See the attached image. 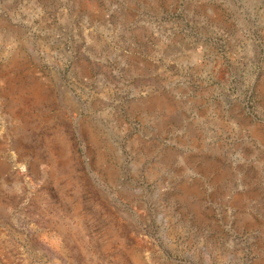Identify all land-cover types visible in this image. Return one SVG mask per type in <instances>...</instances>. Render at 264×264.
Here are the masks:
<instances>
[{
  "label": "rangeland",
  "instance_id": "374dc122",
  "mask_svg": "<svg viewBox=\"0 0 264 264\" xmlns=\"http://www.w3.org/2000/svg\"><path fill=\"white\" fill-rule=\"evenodd\" d=\"M0 264H264V0H0Z\"/></svg>",
  "mask_w": 264,
  "mask_h": 264
},
{
  "label": "bare ground",
  "instance_id": "6f19581e",
  "mask_svg": "<svg viewBox=\"0 0 264 264\" xmlns=\"http://www.w3.org/2000/svg\"><path fill=\"white\" fill-rule=\"evenodd\" d=\"M157 107L165 109V110H170V103L166 99L158 98L155 104Z\"/></svg>",
  "mask_w": 264,
  "mask_h": 264
}]
</instances>
